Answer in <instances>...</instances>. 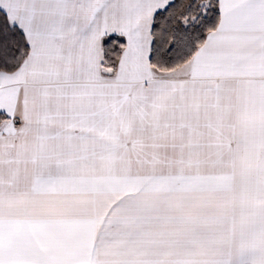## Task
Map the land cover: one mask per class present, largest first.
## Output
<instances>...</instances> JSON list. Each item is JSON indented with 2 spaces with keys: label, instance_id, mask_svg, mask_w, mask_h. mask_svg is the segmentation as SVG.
Here are the masks:
<instances>
[{
  "label": "snow or ice",
  "instance_id": "obj_1",
  "mask_svg": "<svg viewBox=\"0 0 264 264\" xmlns=\"http://www.w3.org/2000/svg\"><path fill=\"white\" fill-rule=\"evenodd\" d=\"M0 264H264V0H0Z\"/></svg>",
  "mask_w": 264,
  "mask_h": 264
}]
</instances>
